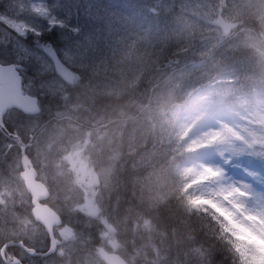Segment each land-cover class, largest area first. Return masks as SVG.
I'll list each match as a JSON object with an SVG mask.
<instances>
[{
    "label": "rangeland",
    "instance_id": "rangeland-1",
    "mask_svg": "<svg viewBox=\"0 0 264 264\" xmlns=\"http://www.w3.org/2000/svg\"><path fill=\"white\" fill-rule=\"evenodd\" d=\"M240 17H252L264 28V0H0V62L22 66L27 94H41L45 100L46 93L75 91L71 82L59 77L38 41L51 32L63 44L60 54L68 66L78 70L88 62L95 75L103 71L95 81L106 93L113 92L106 79L111 72H122L118 55H128L131 42L148 45L160 36L163 24L199 30L198 38L218 42L231 34L230 24L244 25L238 22ZM254 36L264 40L261 31ZM226 39L230 42L235 36ZM242 44L252 47L251 53L264 64L263 51L248 42ZM71 81L79 83L76 72ZM45 106L47 112L41 118L13 113L3 123L27 146L25 152L39 180L46 185L52 182L56 192L48 204L64 214L78 236L64 238L70 242H64L52 258L33 264H104L98 254L84 253L88 247L97 253L115 251L130 264L157 263L147 250L151 222L137 214L129 229V220L112 217L108 206L120 167L133 172L127 176L136 182L142 201L165 200L164 169L150 163L155 153H140L134 144V134L141 136L146 130L143 116L107 124L83 118L70 101L61 111ZM171 127L167 139L185 144L191 153L181 167L186 186L203 200L204 207L214 205L220 217L228 214V220L222 218L227 225L264 252V88L242 96L225 81L213 82L187 110L176 113ZM21 152L18 143L0 134V247L16 234L15 228L30 225L33 198L20 178ZM34 233L44 237L37 227ZM86 238L90 245L82 243Z\"/></svg>",
    "mask_w": 264,
    "mask_h": 264
},
{
    "label": "trees",
    "instance_id": "trees-1",
    "mask_svg": "<svg viewBox=\"0 0 264 264\" xmlns=\"http://www.w3.org/2000/svg\"><path fill=\"white\" fill-rule=\"evenodd\" d=\"M237 20L244 25H229L230 33L235 36L230 42L226 38L231 34L218 42H208L197 37L199 30L166 24L161 26L160 36L148 45L131 42V52L118 55L122 72H111L106 79L114 86L113 92L106 93L95 81L102 78L103 71L98 76L88 62H84L85 68L77 70L63 60L79 76L76 85L67 81L76 90L46 93L45 100L41 94L34 95L39 99L41 113L29 118L43 117L47 112L45 104L53 112L64 110L66 101L75 103L83 118L91 117L107 124L143 116L146 130L141 136L134 134V144L140 153H155L150 163L164 169L161 182L165 200L142 201L136 182L127 176L133 172L129 167H120L111 184L108 206L112 217L129 220V229L137 214L151 222L153 230L147 250L156 258L154 264H264V252L246 241L232 225H227L228 214L220 217L214 205L204 207L203 200L186 186L181 167L190 160L191 153L185 144L167 139V134H172L171 124L176 113L187 110L213 82L225 81L242 96L263 90L264 64L251 53L252 47L242 43L253 44L264 52V40L254 36L258 31L264 33V28L256 25L252 17ZM38 41L54 48L61 56L63 44L56 42L55 34L45 33ZM137 43L144 48L138 49ZM122 74L129 77L123 80ZM125 80L130 82L125 84ZM13 113L28 117L16 110L10 114ZM66 185L70 187L71 183ZM47 186L55 194L52 182ZM61 215L65 220L64 214ZM92 239L97 242L95 233Z\"/></svg>",
    "mask_w": 264,
    "mask_h": 264
},
{
    "label": "water",
    "instance_id": "water-1",
    "mask_svg": "<svg viewBox=\"0 0 264 264\" xmlns=\"http://www.w3.org/2000/svg\"><path fill=\"white\" fill-rule=\"evenodd\" d=\"M44 52L52 60L56 72L61 79L66 81L72 78V72L68 66L63 63L58 53L50 46L40 43ZM20 65H4L0 63V131L5 137L17 142L22 147L20 177L24 182L27 193L33 198V217L38 224H41L52 241L51 251H55L61 244L56 230L63 226L61 214L46 202L51 198V192L45 183L39 180V173L34 166L31 158L25 152V145L17 135L11 133L4 125L3 118L11 109H21L27 114H39V100L36 97L25 95L23 92V78L20 75ZM63 233L64 237H71L72 228L66 229ZM21 245L11 242L9 245ZM105 264H129L120 255L115 253H107L104 250L100 253Z\"/></svg>",
    "mask_w": 264,
    "mask_h": 264
},
{
    "label": "flooded vegetation",
    "instance_id": "flooded-vegetation-1",
    "mask_svg": "<svg viewBox=\"0 0 264 264\" xmlns=\"http://www.w3.org/2000/svg\"><path fill=\"white\" fill-rule=\"evenodd\" d=\"M21 138V137H20ZM51 200V199H50ZM50 200H47L46 202H43L46 205H49L48 202ZM32 205L33 199H31ZM33 209V207H32ZM30 218V225L23 230H20L19 228H15L16 234L9 236L6 238V242L2 245L0 250V256L3 264H33V261L35 260H46L48 258H52L54 251H51L52 248V241L48 233L46 232L45 228L38 224L34 217L33 213H28ZM35 227L38 228V230L44 234V237L41 238L40 236L37 237V234L34 233ZM71 227L73 231L70 233L71 237H64L63 233L66 231V233H69L66 229ZM58 233H61L62 239L59 237ZM78 232L74 229L71 222L64 221V225L62 228L56 230V235L61 242V244L57 247V250L59 247H62L64 244L69 243L70 241H66L64 238L74 240L77 238ZM85 241H82V243H86L90 245V239L86 238ZM94 241V240H93ZM11 242H14L15 244H21V245H7ZM66 242V243H64ZM95 242V241H94ZM56 250V251H57ZM84 253L86 255L95 256L99 255L100 259L103 261L100 253L102 250H104L107 253H117L115 251H110L106 249L99 250L97 252L90 251V247L84 249ZM118 254V253H117Z\"/></svg>",
    "mask_w": 264,
    "mask_h": 264
},
{
    "label": "bare ground",
    "instance_id": "bare-ground-1",
    "mask_svg": "<svg viewBox=\"0 0 264 264\" xmlns=\"http://www.w3.org/2000/svg\"><path fill=\"white\" fill-rule=\"evenodd\" d=\"M2 247V246H1ZM1 247H0V250H1Z\"/></svg>",
    "mask_w": 264,
    "mask_h": 264
}]
</instances>
